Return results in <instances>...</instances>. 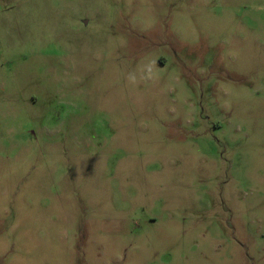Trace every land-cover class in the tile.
Listing matches in <instances>:
<instances>
[{"label":"rangeland","instance_id":"1","mask_svg":"<svg viewBox=\"0 0 264 264\" xmlns=\"http://www.w3.org/2000/svg\"><path fill=\"white\" fill-rule=\"evenodd\" d=\"M0 264H264V0H0Z\"/></svg>","mask_w":264,"mask_h":264}]
</instances>
